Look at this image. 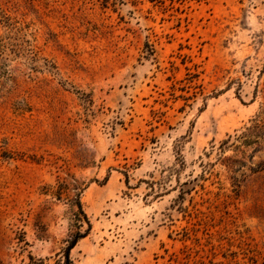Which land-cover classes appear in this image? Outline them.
<instances>
[{
	"label": "rangeland",
	"instance_id": "rangeland-1",
	"mask_svg": "<svg viewBox=\"0 0 264 264\" xmlns=\"http://www.w3.org/2000/svg\"><path fill=\"white\" fill-rule=\"evenodd\" d=\"M262 109L264 0H0V264H264Z\"/></svg>",
	"mask_w": 264,
	"mask_h": 264
},
{
	"label": "trees",
	"instance_id": "trees-1",
	"mask_svg": "<svg viewBox=\"0 0 264 264\" xmlns=\"http://www.w3.org/2000/svg\"><path fill=\"white\" fill-rule=\"evenodd\" d=\"M264 149V109L260 110L249 122L242 126L241 129L236 130L233 134L221 141L218 146H213L212 151L205 152L206 156L210 158L214 150L219 154L217 159L221 164L225 165L228 171L232 172V177L238 172L241 167L251 160L254 153ZM231 151L230 155L225 156L226 152ZM216 163L211 160L203 161L201 163L204 172H213V167ZM184 191V190H183ZM79 207L88 224V229L85 231H78L69 241L65 250V261L61 264H71L70 251L76 245L79 239L88 235L92 224L79 202Z\"/></svg>",
	"mask_w": 264,
	"mask_h": 264
}]
</instances>
